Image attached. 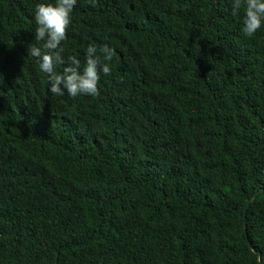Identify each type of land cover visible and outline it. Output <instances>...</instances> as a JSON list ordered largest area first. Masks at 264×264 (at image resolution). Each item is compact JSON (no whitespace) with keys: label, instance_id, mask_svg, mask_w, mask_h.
Returning a JSON list of instances; mask_svg holds the SVG:
<instances>
[{"label":"trees","instance_id":"obj_1","mask_svg":"<svg viewBox=\"0 0 264 264\" xmlns=\"http://www.w3.org/2000/svg\"><path fill=\"white\" fill-rule=\"evenodd\" d=\"M41 2L0 0V264H264V26L232 0H77L65 62L115 55L98 95L57 96Z\"/></svg>","mask_w":264,"mask_h":264},{"label":"clouds","instance_id":"obj_2","mask_svg":"<svg viewBox=\"0 0 264 264\" xmlns=\"http://www.w3.org/2000/svg\"><path fill=\"white\" fill-rule=\"evenodd\" d=\"M77 0H44L37 3L33 12L35 25L34 39L39 46L32 45L30 54L37 59L39 70L48 77V92L57 96L65 93L69 97L98 95V81L101 75L111 71L109 62L115 52L104 45L100 48L104 63L97 57V47L89 44L86 48L84 65L75 56L65 62L61 53L66 29L71 23ZM234 16L240 15L241 32L252 36L264 26V0H232ZM65 64L62 72L55 71L56 65Z\"/></svg>","mask_w":264,"mask_h":264},{"label":"water","instance_id":"obj_3","mask_svg":"<svg viewBox=\"0 0 264 264\" xmlns=\"http://www.w3.org/2000/svg\"><path fill=\"white\" fill-rule=\"evenodd\" d=\"M261 191H262V189H261L259 192H257V193L254 194L253 198L249 201L248 206H250V205L254 202V200L256 199V197L258 196V194H259ZM246 210H247V209H246ZM246 210H245V214H246ZM244 220H245V215H244ZM244 230L247 231V230H246V226H245V221H244Z\"/></svg>","mask_w":264,"mask_h":264}]
</instances>
